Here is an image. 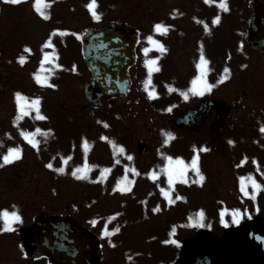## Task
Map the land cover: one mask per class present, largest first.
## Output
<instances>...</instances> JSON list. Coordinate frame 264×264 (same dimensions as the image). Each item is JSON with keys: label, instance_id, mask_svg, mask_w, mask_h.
<instances>
[{"label": "rangeland", "instance_id": "obj_1", "mask_svg": "<svg viewBox=\"0 0 264 264\" xmlns=\"http://www.w3.org/2000/svg\"><path fill=\"white\" fill-rule=\"evenodd\" d=\"M46 2L51 5L49 8L44 9L46 14L50 16L47 20L36 11V4L31 6L22 3L17 4V6H10L9 3L2 7L3 4L0 3V66L4 69L2 72L11 75L8 84H12V89L8 93L6 91V94L0 95V112L2 111L1 113L7 115L9 118L7 120V128L3 131H10L11 126L9 125V121L14 120L11 123L13 124L16 115L19 114V106L16 101L18 92H21L23 89L25 91L26 88H29L28 91L30 92L31 87L35 90V86L38 84L34 76L41 72L43 61L38 66H35L36 63L34 61H28L29 55L32 54V57L35 56L37 59L41 58V55L46 54L50 58L58 57V59L53 60V65L52 63L43 65L46 69H52L51 74L45 72L43 75H50V78H52L51 84L54 87H58L59 85L61 87L56 89L50 97L45 89L39 90L36 94L28 97H26L24 92L29 103L35 99L40 100V114L45 119L37 120L34 110H30V113L33 115L26 116L24 119L27 118L29 122H48V127L52 131L49 135L40 126H32L29 128V130L38 133L42 141L45 142L46 148L43 149V154L50 155V153L60 151L62 163L65 167L75 165V168L67 169V174L73 177H76L72 175L76 169L84 168L87 165L90 171L87 173L88 178L84 180L90 181L92 176L93 188L99 189L100 186H103L109 194H106V197L96 196V199L92 198L97 201L96 203H92L87 186L84 184L80 185L79 181L72 177H67L63 182L59 183L46 170L39 157L35 155V151L28 147L26 148L28 150L24 158L18 162V165H21L23 168L17 172L15 178H12L7 170L0 173V206L15 205L22 208L26 217L24 222H30L32 216L40 214V211H45L48 214L70 213L80 220L85 221L87 214L90 219L96 216L95 213H88L89 208L87 207L91 206L90 208L93 209L91 212L103 209L102 212H105L104 217L112 225H120L125 221L123 223V226H125L134 221L132 226H135L137 231L130 232L131 238H140L142 243L138 252L142 253V255L154 253L151 258L145 259L146 264H153L155 260L159 261L163 257V253L158 250V247L159 244L161 245L160 242L162 239L166 237V231L164 230L168 228L170 222H181L178 219L183 217L187 212L195 211V207L197 206L204 207L203 209L211 216L207 220L212 221L211 218H215L219 212L218 210L221 208L217 200L225 202V205L230 207L236 200L239 204L241 203L239 197L236 196L237 186L235 177L237 171L233 168L234 162L243 164L240 166V171L245 177H248L253 172L252 167L254 164L259 163L260 165H264V145L260 147L255 145L253 139V137L261 139L259 135L264 137V132L261 131V128L264 127V86L254 89L252 85L245 82L246 78L245 74H243L245 70L242 71L240 68L241 66L247 67V76L249 75V77H260L257 71L261 69L264 61L258 59L251 61L250 59L242 65L238 56L244 55L246 58H251L256 56V54L240 49L239 42L232 38L231 35V33L240 29V23L233 15L235 14L234 10H237V13H239V9L243 10L244 5L238 0H226L227 10L224 19V29L227 51L232 46L230 50L232 53L228 51V54L225 55L228 61L226 62V70L228 75L230 73V67L232 75L229 80L227 78L225 79V86H221L218 91L215 89L214 93H216L215 99L223 101L229 110L225 118V127L221 134L222 139L219 141L220 143L218 145L212 144L213 149H211L209 154L203 156L201 160L202 167L209 178L199 163L200 172L205 177L202 185L192 183L198 177L194 171L189 169L186 174L188 183H180L177 181L173 188L170 189L167 173L162 171L168 167V161H166L164 166H161L158 172V178L154 183L147 176V171L144 173L143 180L141 182L139 181L138 185L137 181L142 170L145 168L147 170L150 164L157 163L160 159L165 158L163 156L164 151L161 147H164L162 144L164 138H166V131L170 130L173 132V118L176 113L187 106L188 101L182 99L183 102L179 101L180 106H178L177 102L172 104L174 98L178 99V96H174V94L170 96V99L151 101L145 91H143V86L141 87L139 84L142 70L136 66L132 71L135 79L131 97L134 99L142 95V104L135 105L131 102L128 106H125L114 102L113 105L105 106L102 109H91L83 93V86L89 77V72L75 54V52L78 53V48L76 50L74 49L76 47L75 40L73 41V45L72 41H69V43L72 45V59L74 60L76 57L78 63L71 69L68 67L70 66L68 65L69 55L66 56V52L68 53V51L63 46L61 57L58 55L51 56L53 51V36L50 33H45L48 26L45 25L42 27L40 22L52 20L55 17L54 13L57 11L58 14L65 15V22L68 28L81 35L89 27L100 26L97 22L104 21L105 24L111 19L118 18L128 20L147 30L149 25L162 17L164 8L159 7L158 3L165 5L167 10H170V4L176 3V0H97L98 7L96 11L101 17L99 20L94 19L89 11L88 0H61V3H58L59 6L56 1L46 0ZM222 2H225V0H222ZM153 10H157L155 15ZM218 10L217 3H214L212 0H208V2L204 0V5L200 9L202 11L201 16L193 19L201 31L198 41L202 43L203 47L205 46V49L213 53H217V51L211 50L210 34L213 28L222 22L221 13L223 9L220 8V14ZM28 15L34 16L36 20L28 24L26 22ZM217 18L219 19V23H214ZM182 24L187 26L185 22ZM184 37L182 38L187 40V33ZM41 41L42 46L38 49ZM49 41H51V46L44 47ZM192 43H188L191 47L188 52V58L191 53H194ZM173 45L176 47L177 44ZM26 47H33L37 51L34 54L31 51L25 52L24 49ZM177 47L178 49L176 51L178 55L184 54V51L187 49L186 44H178ZM152 51L156 52L157 49L153 48ZM21 57L26 58V63L23 65L19 63ZM176 62L179 70L175 65L174 58L168 64L178 73L179 80L176 83L183 86L186 84L185 81L188 80L189 76L193 74V71L190 68L186 70L183 60L178 59ZM61 63L66 65L64 66L66 72L65 77L54 66L59 65L60 67ZM169 75L175 76L174 72H171ZM12 78H14V82L17 79L20 82L13 85ZM189 80H192V76ZM168 81L171 82L170 80ZM166 86V83L158 80L153 81L151 78V87L149 90L152 91L154 89L156 96L159 94H167ZM48 89H51V87H48ZM239 95H244L246 103V108L242 111L235 110L231 104L232 99ZM59 99L60 102H58ZM170 104L173 108L171 106L167 108ZM254 111H257L259 115H255ZM249 117L256 119L257 123L255 121L254 124L249 120ZM214 121L215 117L207 123V127L209 126V128L192 136L199 138L201 143L203 140V143L210 146V143H212L210 126ZM29 125L30 123H27V126ZM234 126L237 127L236 130H233ZM172 134L175 139L170 141L169 151H171V158L173 160L180 159L185 164H190L198 154L196 149L199 148V143L194 141L189 132L180 130L174 131ZM233 134H236L238 137L236 139V136H232L236 140L235 146L232 147L234 149L232 155L230 154L232 149L229 153L227 139ZM112 138L117 141L118 146L109 141ZM233 139H230V141H233ZM85 141L88 144L87 151H85L84 147ZM140 143H145L150 147L149 154L140 155L138 153V145ZM95 145H97V148L100 147V151L95 148ZM107 146L114 150L117 147V156L114 161L100 159L101 154L105 158V153L108 152ZM121 147L124 149L123 153H119L118 151ZM214 147L218 148L214 149ZM131 154H133L135 159ZM129 156L132 157L131 160L128 159ZM95 158H98L96 163L93 161ZM105 169L110 170L106 175L104 173ZM133 169L135 170L134 172L132 171ZM136 173L139 174L137 175ZM125 177L128 181L132 182L131 191H117L116 188ZM243 181L245 182V180ZM140 184L143 185L140 186ZM196 185H200V189L193 188ZM47 186H50V188ZM46 188H49V190ZM43 190H48V196L38 197L42 195ZM164 192L171 193V198L174 203H169L168 199L164 196ZM95 193L100 195L101 192L98 191ZM250 195L251 192L245 195L244 191H242L239 196L255 197ZM245 197H242L244 201L246 200ZM207 203L208 205H206ZM252 204L253 202L247 210L251 216L255 215L264 218V198L261 197L260 201H258L257 210L251 209ZM244 205L246 207V201ZM214 206L215 212L211 209ZM158 208L159 210L157 211L156 209ZM154 210H156L155 213L151 214ZM145 215L149 216L147 218L137 219V217ZM217 219L214 223H223L222 220H219V217ZM19 225H23V223ZM95 228L100 231L102 224L96 225ZM195 231L196 228L184 230L181 232L179 238L186 240L192 237ZM153 237L156 238V241L152 239ZM104 248L103 264H124L125 257L114 254L106 244ZM172 256H175V250H173ZM134 259L138 260V257Z\"/></svg>", "mask_w": 264, "mask_h": 264}, {"label": "water", "instance_id": "obj_2", "mask_svg": "<svg viewBox=\"0 0 264 264\" xmlns=\"http://www.w3.org/2000/svg\"><path fill=\"white\" fill-rule=\"evenodd\" d=\"M251 45L264 48V6L258 2L250 5ZM129 26L118 22L110 23L100 30H89L83 39V52L93 77L85 85V94L93 107L103 105L102 98L118 96L125 99L129 86V75L125 57H114L119 50L124 56L127 49L125 33ZM121 39L122 47L112 43ZM259 41L255 45L254 42ZM126 53V52H125ZM242 108L241 100H237ZM211 102L205 101L200 109L189 110L177 119L180 126H200L207 117ZM222 123V115L216 130ZM22 244L27 253L48 255L58 264H96L99 258V242L83 226L74 223L68 216L54 218L49 222L38 219L30 228L21 231ZM184 257L180 264H203L206 262H250L264 264V224L253 221L245 230H230L225 239H219L212 233L200 230L198 237L186 243Z\"/></svg>", "mask_w": 264, "mask_h": 264}, {"label": "snow or ice", "instance_id": "obj_3", "mask_svg": "<svg viewBox=\"0 0 264 264\" xmlns=\"http://www.w3.org/2000/svg\"><path fill=\"white\" fill-rule=\"evenodd\" d=\"M5 3H11V4H19L22 2V0H4ZM206 2H208V0H206ZM51 5L48 4L46 2V0H36V11L45 19H49L50 16L48 14H46V12L44 11V9L49 8ZM89 7V11L91 12L92 16L94 17V19L99 20L100 14L96 11L98 4H97V0H91V3L88 5ZM219 7L224 9L225 11L227 10L226 7V0L225 2H222L219 4ZM214 23H219V19L217 18L216 21H214ZM155 31L157 33H160L162 35H166L168 32V28L164 25L161 24H157L155 26ZM60 35H64L65 33H59ZM53 35H55V33H53ZM149 42L156 45L157 49L160 52H164L166 51V49L164 48V46L162 44H159L157 41L152 40L151 38H149ZM51 46V41H49L48 43H46L44 45V47H49ZM25 52H30L31 50L28 48L24 49ZM147 51V50H146ZM54 59H58V57L55 58H50L47 54L44 56L43 58V62L41 65V72L39 74H36L34 76V79L36 80V82L38 84H40L41 86L44 87H54V85H52L51 83H49L50 80V75L49 76H45L43 75V73L48 72L49 74L52 73V69L51 68H44L43 65L45 64H49L51 62H53ZM19 63L21 65H23L24 63H26V58L25 57H21L19 59ZM208 60L205 59V57L203 56V54H201L200 56V62H199V70H200V78L197 81H194V85H193V89L192 91L195 94L198 95H202L203 92L205 90H211V85H208L206 80H205V76L207 74L208 71ZM157 65V61L155 60H151L148 62V80L147 83L145 85V90H148L151 87V77H152V73L153 72H158L160 71L159 67L156 66ZM55 67H59V65H54ZM225 77L224 79L227 78V70H225ZM221 83L223 82V79L220 81ZM174 91V89H171ZM149 96L150 98H156V93L155 90L153 89L152 91H149ZM185 98H187V94H185ZM16 101L17 104L19 106V116L17 119H23L26 116L30 115V110H34L36 112V119L37 120H44L45 117L43 115L40 114V100L39 99H35L33 100L31 103L28 102V99L20 94L16 95ZM107 126V125H105ZM261 131L264 132V127L261 128ZM24 138L28 141L29 144H31L33 147H38V141L35 140V137L33 135H29V134H24ZM166 142H170L173 139H175V137L168 133L166 134ZM84 147H85V151L88 150V144L85 141L84 143ZM119 153H123L124 149L121 147L118 149ZM201 151H207V149H201ZM21 159V152L17 149H12L9 151L8 155L3 157V164H10L13 163L16 160ZM129 160L132 159L131 156L128 157ZM168 161V167L166 169H163V172L167 173L168 176V184H169V188L172 189L174 184L178 181L180 183H188V179L186 178V174L188 172L189 169H191L192 171H194L195 175L198 177V179L193 180L192 183H197V184H203V181L205 179L204 175L201 174L200 172V168H199V155L197 154L193 160L190 162V164H185V162L183 160L177 159V160H173L171 157L167 158ZM118 162V161H117ZM65 163H67V161H65ZM3 164H0V167L3 166ZM49 168L52 167L51 164L48 165ZM60 172H63L64 170L61 168L59 169ZM90 171V169L88 168L87 165H85L84 168H78L76 169V171H74L72 173V175L76 176L77 179H87V173ZM109 169H105L104 173L105 175L109 172ZM133 172L135 171L134 169L132 170ZM137 175L139 173H136ZM152 178L156 179L157 174L155 172H153L152 174ZM251 180L252 186L254 188H259V185L256 184L255 180L252 178H249ZM244 181H241L242 184V191H244L245 195H248V192L246 191L245 187H244ZM131 181H128L127 178L125 177L124 180L120 181V184L118 185V187L116 188L117 191H121V192H127V191H131ZM164 196L166 199H168L169 203H174V201L171 198V193L170 192H164ZM159 209H157L158 211ZM236 215L238 216L239 213H236ZM200 218L203 219V213H200ZM0 219H2L4 221V231H15L16 229L13 227V224L15 223H20L21 222V217L17 212H12L9 213L7 211L3 212L2 214H0ZM118 231V229H117ZM113 233L110 232H105V235H112Z\"/></svg>", "mask_w": 264, "mask_h": 264}, {"label": "flooded vegetation", "instance_id": "obj_4", "mask_svg": "<svg viewBox=\"0 0 264 264\" xmlns=\"http://www.w3.org/2000/svg\"><path fill=\"white\" fill-rule=\"evenodd\" d=\"M27 1V0H25ZM189 3L191 5V9L193 10V0H189ZM192 16V13H190L188 15V18L190 19ZM188 19V20H189ZM140 39H139V44L137 46V58H136V63L135 65L131 68H135L137 66V68H140L142 70V74L145 73V64L146 61L148 59V53H147V47H146V40H145V35H144V31H140ZM218 48L221 50V52H223L224 50V37L221 36V39L219 40V44H218ZM220 90V88H217L216 91ZM215 94H212L211 96L209 95L207 98L208 99H212L215 102H222L219 99H215ZM197 106L196 105H193ZM216 110L212 109L210 112V119L206 122L209 123V121L215 117L216 115ZM8 116L7 115H2L0 114V131H3V129L7 128L6 124L8 123ZM204 125L203 127H201V129H199L197 132H202L205 131V129L209 128V126L207 127V125ZM9 125H10V121H9ZM11 126V125H10ZM211 127V126H210ZM11 131V130H10ZM190 134H193V130H188ZM1 133V132H0ZM5 165H9V171L11 172V177L15 178L16 174L18 171H20V168L17 166L16 161H14L13 163L10 164H5ZM47 190H43L42 195H39L38 197H42V196H48L47 195ZM264 192V191H263ZM257 210V209H256ZM17 212L20 217H21V222L23 223V226L29 225L31 222H24L25 217V213L22 211V208L15 206V205H1L0 206V214H2L3 212ZM42 215H46L47 213H45V211H40ZM45 213V214H43ZM241 212H239L240 214ZM35 217V216H34ZM33 217V218H34ZM32 218V220H33ZM20 223H15L13 224V227L16 229L15 231H4V221L2 219H0V264H52L48 261L47 258H38V259H32L30 257H28L24 250L22 249L21 245H20V239H19V224ZM182 227H180L181 229ZM137 231V229H135V232ZM144 240V239H142ZM125 241L127 242L124 243L122 242L123 245H127L124 249L123 248H119V251L122 252H127L131 251V252H138L140 250V246H141V240L140 238H127L125 239ZM139 247V248H138ZM142 249V248H141ZM144 255H138V260H136V262L134 261L132 263V259H130V255L127 253V256H125V262L124 264H145V260L142 259L141 257H143ZM113 257V255H112ZM139 261V262H137ZM101 264V263H100ZM178 264V261L177 263Z\"/></svg>", "mask_w": 264, "mask_h": 264}]
</instances>
